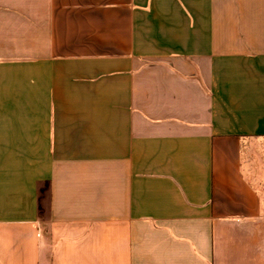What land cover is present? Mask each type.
<instances>
[{
  "label": "crops",
  "instance_id": "obj_1",
  "mask_svg": "<svg viewBox=\"0 0 264 264\" xmlns=\"http://www.w3.org/2000/svg\"><path fill=\"white\" fill-rule=\"evenodd\" d=\"M0 264H264V0H0Z\"/></svg>",
  "mask_w": 264,
  "mask_h": 264
}]
</instances>
